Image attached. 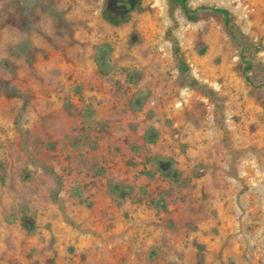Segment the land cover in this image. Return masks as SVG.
<instances>
[{
  "label": "rangeland",
  "instance_id": "374dc122",
  "mask_svg": "<svg viewBox=\"0 0 264 264\" xmlns=\"http://www.w3.org/2000/svg\"><path fill=\"white\" fill-rule=\"evenodd\" d=\"M104 3L0 0V264H264V90L221 17L142 0L114 26ZM202 5L264 44V0Z\"/></svg>",
  "mask_w": 264,
  "mask_h": 264
},
{
  "label": "trees",
  "instance_id": "16d2710c",
  "mask_svg": "<svg viewBox=\"0 0 264 264\" xmlns=\"http://www.w3.org/2000/svg\"><path fill=\"white\" fill-rule=\"evenodd\" d=\"M168 1L170 16L175 25L177 24L175 18L176 10H180L189 22L198 21L201 14H214L220 16L225 29L240 50L241 61L244 65V76L247 82L264 90V64L256 60L257 54L264 51V44L256 43L248 39L236 25L234 16L230 10L223 7L207 5H202L197 9H193L190 6V0ZM141 6L142 0H105L102 16L104 20L111 25L119 26L128 22L131 13L140 10ZM167 36L172 39L173 53L178 63V71L180 75L188 81L190 88L202 91L207 97L217 103L218 97L216 92L192 77L190 66L182 55L178 41L173 37L170 31L167 33ZM216 108L219 109L220 107L216 104ZM157 139L158 132L155 129L151 128L145 133L144 141L146 143H155ZM159 172L164 177L173 181H178L179 172L172 167L171 160L159 161ZM111 191L122 194L123 190L119 185H112ZM54 200L58 201L57 192L55 193ZM22 226L31 230L34 227V224L32 223L31 225H28L22 222ZM49 264H53V261H49Z\"/></svg>",
  "mask_w": 264,
  "mask_h": 264
},
{
  "label": "water",
  "instance_id": "95a60500",
  "mask_svg": "<svg viewBox=\"0 0 264 264\" xmlns=\"http://www.w3.org/2000/svg\"><path fill=\"white\" fill-rule=\"evenodd\" d=\"M159 165V164H158Z\"/></svg>",
  "mask_w": 264,
  "mask_h": 264
}]
</instances>
